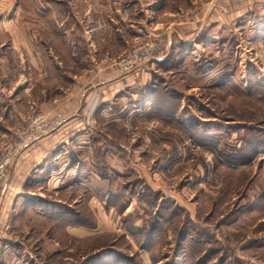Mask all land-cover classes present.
Wrapping results in <instances>:
<instances>
[{
  "label": "rangeland",
  "instance_id": "374dc122",
  "mask_svg": "<svg viewBox=\"0 0 264 264\" xmlns=\"http://www.w3.org/2000/svg\"><path fill=\"white\" fill-rule=\"evenodd\" d=\"M69 1L62 2L66 4V9H73V4ZM234 1L242 10L249 6L245 0ZM260 1L254 4L253 9H264V1ZM13 2L12 12L16 24L14 37L16 40L23 37L19 33L21 28L29 30L28 39L35 46V54L32 56L37 61L36 65L28 62L19 66L15 70L18 80L7 82V91L11 90L14 95L15 114L19 113L16 117H21L15 127L40 111L51 116L62 113L60 124L49 133L41 135L47 136L60 131L75 109L80 104H85L84 117L79 119L82 129L78 133L87 135L82 137L89 142L82 144L88 147L77 146L73 153L72 161L80 159L77 163L80 162L79 165L84 170L81 176L78 174L68 178L64 175L58 185H55L56 181L52 185H44L42 182L43 186L34 188L33 196L23 198L11 209L7 226L0 236H4L1 243L3 246L8 244L6 248L13 256L0 255V264H88L86 260L103 251V246L115 242H119L122 247L131 244L132 237L127 239L121 231V225L117 226L116 223L114 229L100 237L98 222L102 217L101 210L95 207L96 215L84 196L89 191L87 197L93 195L91 197L101 204L102 194L107 187L98 176L90 172L91 169L102 168L104 165V162L100 163L106 152L99 144L102 135L109 136V152L114 147L112 149L115 150L111 152L120 153L119 146L122 145V155L126 158L134 162L136 157H141V167L146 172L145 175L141 173L135 177L142 181L138 187L139 194H136L138 201H165L172 208L168 213L176 209L182 213L177 221L179 224L174 226V231L172 229L173 239L170 242H173V246H170L172 244L169 241L166 242L163 245L166 250L173 252L176 249L177 232L187 224L191 240L195 243L204 241L197 248L202 246L204 250L208 249V253L210 250H220L213 253L207 264H264V149H261L264 148L261 142L264 134L259 133V128H264V64L261 61L264 57V44L259 41L252 43L249 37L253 38L256 33L250 29L251 32L248 33L246 29L251 25L250 21L261 22L264 17L255 14L240 17L238 20L243 21L238 24L236 34L224 35L216 47L208 44L209 47H199L197 50L172 51L163 46L161 48L153 33L142 32L135 45L117 56L113 63L116 66L114 71L122 75L134 73L140 67L147 68L155 56L166 55L165 61L154 67L155 73L152 71V75L148 74V78L143 79L150 83L142 87L144 92L140 95L145 94L148 86L163 89V94L154 99L152 108L149 109L150 114L130 117L128 105L124 109L127 116L122 115L116 119V112L113 113L117 111L115 104L109 103V98L97 88L105 68L96 63L92 56L99 54V51L101 53V50L91 49L87 37L79 29L75 38L77 47H71L69 43L74 38L69 33V26L66 24L61 27L62 33L58 34L52 24L54 15L51 11L46 12L42 20L45 8L53 10L54 0ZM221 2L224 4L222 8L229 7L228 0ZM212 3L215 4L214 0H168L166 7L184 13L196 11L200 15L204 9L212 7ZM0 10H3L1 4ZM7 10L10 11L8 7ZM24 18L29 23L24 22ZM61 18H64V13ZM212 25L201 27L203 33L206 32L202 36L208 30L212 31ZM104 35L102 32L99 37ZM149 36L157 44L152 57L129 70L121 71L119 61L136 45L145 43ZM91 38L96 39V35ZM250 58L260 65L251 64ZM86 75L93 76L86 81H78L80 76ZM229 79L236 80V85L231 87L238 91L236 96L230 94L227 83ZM77 81L82 92L91 88L92 103L91 100L85 103L84 99L74 107L69 108L61 103L57 106L54 101L64 100L78 84ZM153 81H156L158 87ZM165 88L184 94V99L171 98L165 94ZM137 100L129 101L135 103L132 105L134 110L140 108ZM181 120L188 122L187 128H180ZM84 122L86 124L83 125ZM241 124L255 128L252 136L249 135V130L237 127ZM13 129L7 134L8 137L13 134ZM74 129L75 127L68 128L69 134L65 130L59 140L71 136ZM1 136L0 134V139ZM245 138H252L251 147L244 142ZM66 141L56 151L65 153L67 158L64 157L68 161L69 154L73 151H69L70 143ZM67 166L64 172H67ZM132 167V164L130 167L126 165L128 169ZM149 169L154 173L151 174ZM99 172L103 173L100 169ZM145 176L148 182H145ZM80 178V185L73 189L71 185L75 181L78 183ZM147 184H151L155 192L146 188ZM142 191L146 193L142 194ZM141 195L145 198H141ZM117 196L120 197L117 200L119 205L127 198L125 194ZM131 198L132 194L129 195V199ZM69 205L71 210L81 211L86 218V215L93 212L94 225L97 227L89 231L92 234L86 237L79 233L77 236L70 234L68 219L72 217L66 210ZM152 210L148 212L152 213ZM193 242L186 245L189 254L194 252ZM198 256L196 252L193 260L201 259ZM190 260L193 262L192 258Z\"/></svg>",
  "mask_w": 264,
  "mask_h": 264
},
{
  "label": "crops",
  "instance_id": "0c3cea01",
  "mask_svg": "<svg viewBox=\"0 0 264 264\" xmlns=\"http://www.w3.org/2000/svg\"><path fill=\"white\" fill-rule=\"evenodd\" d=\"M6 1H8V3H5ZM62 1L63 0H54L53 10L45 8L42 20H44L43 17L45 18V13L51 11L54 15L52 24L56 28L58 34L61 32V27L66 24L69 26V33H72V37L74 38L73 41L71 40L69 43L71 47H77L75 38L78 34L77 29H79V32L84 33L87 37L89 45L92 47L91 49L94 48V51L98 49L101 50V53L99 51V54H96L97 57L95 55L92 56V59H95L94 61H96V63L105 68L103 75L98 81L97 88L99 92L105 94L109 98V103L115 104L117 111H113V113L116 112V119H118L117 117L122 113L127 116L126 114L128 113L124 112V109L128 105L130 107L128 109V115L130 117L150 114L149 109L152 108L154 99L163 94V90H159L158 88L155 89L154 87L150 88V86H148L145 94L140 95L144 92L142 87L150 83L148 80L144 82L143 79H147L148 74H151L152 71L155 73L154 67L158 64L160 66L162 64L161 62L165 61L164 57L166 55L155 56L147 68L140 67L135 70L136 72L134 73L122 75L114 71L116 66L113 65V63L117 56L135 45V42L140 39L142 32L153 33L161 48L163 46L172 51L197 50L199 47L203 49L204 47H209L208 44H210V46L213 44V47H216V44L219 45L224 35L236 34L238 24L243 21L242 19L238 20L240 17L244 16L246 18L247 14L250 16L255 14V16L264 17V9H253L254 4L257 1L261 2L260 0H245L249 5L246 7V10H242L241 7H238L234 0H228L229 7H223L225 9L222 8L224 4H222L221 0H214L215 4L213 5L212 3V7L206 10L204 9L200 15L196 13V11H188L186 13L181 10L174 11L166 7L168 0H85V2H83V0H70L69 2L73 4L74 8L61 10L60 6ZM231 1L233 4H231ZM0 4L3 7V10H0V12H2L0 14V134L4 135L10 133L20 121L19 118H21L20 116L16 117L19 113H17V115L15 114L16 110H14V105H16V103L13 100L14 95L11 93L12 91H7V82L18 80L15 70L19 68V66L26 65L28 62L32 65H36L37 61L34 56H32L35 54V46L32 43L30 44L28 39L29 30L26 27L25 30L21 28L19 33L23 37L20 39L18 38L19 40H16L14 37L16 24L14 23L15 15L14 12H12L14 11V9H12L14 5L13 0H0ZM7 7L10 11L7 10ZM62 13H64V18H61ZM23 21L29 23L27 18H24ZM260 21L261 22L258 21L257 23L250 21L251 25L246 27L248 33L251 32L250 30L256 33L253 38L249 37L252 43L259 41L264 44V19ZM246 22L248 21L246 20ZM211 24H213L212 26L214 27L212 31L209 32L208 30L207 34L202 36L203 31L201 27H208ZM26 29L28 31H26ZM102 32L105 33V35L99 37V34ZM94 34L96 35V39L91 38ZM252 43L250 44L252 45ZM259 45L261 44L259 43ZM3 48L4 51L2 50ZM32 49L33 51H30ZM114 49H117V51H114ZM261 59L264 64V57ZM249 60L252 61L251 64L260 65L259 62L252 60V58ZM90 62L93 63L92 60ZM111 66L113 68H111ZM230 75L231 73L229 76ZM92 76H80L78 81H86L92 78ZM235 81L236 80L229 79V89L230 94L236 96V91H234V93L231 92V85L235 86ZM79 82L64 100L60 99L54 101L57 106L61 103L62 105L66 104L69 108L74 107V105L84 99L86 101L85 103H88L90 100L92 103L93 91L88 87L86 88L87 90L82 92ZM152 83L154 85L156 84L158 87L156 81ZM169 92H171L172 97H177L178 100L184 99V94H179L172 88L167 90L165 88V94L170 95ZM138 98L140 99L137 100ZM132 100H137V105L140 106L138 110L132 109V105L135 104L134 102L129 103V101ZM51 105L55 106V104ZM84 105L80 104V107L75 109L67 119L68 121L65 123V126L59 129L60 131H55L47 136L39 137L36 142L24 150L8 168L6 178L0 182V233L5 229V226H7L11 209H14L23 198L33 196L35 193L34 188L43 186L41 185L42 182H44L42 183L44 185H52V183L56 181L55 185H58L60 182L59 180H61L64 175L68 176V178L72 176L76 177L78 174L81 176V172L84 170H82L81 165H79L81 163H77L80 159L77 161H72V159L77 146L80 148L88 147L82 145L83 143L89 142L87 141L88 139L84 140L82 137L87 135L78 133L82 129L79 119L81 118L80 120H82V117H84ZM181 107L183 108L184 106ZM181 107L178 108L179 111ZM181 121L184 127L187 128L188 122H184V120ZM84 124L86 123L84 122L83 125ZM183 124L180 128H184ZM67 127H75L73 133L71 136L68 135L67 138L59 140L60 136L64 135L65 130H67L69 134ZM105 138L107 141H105ZM66 140L70 143L68 148L69 151H73L70 152L68 161H66L67 157L65 153L62 154L60 150L56 151L59 145L67 143ZM108 140L109 136L105 137L102 135V139L99 143L102 149L106 150L102 155L104 165L102 168L98 167L90 170L93 175L98 176L100 178L99 180L107 186L102 194L103 197H101L102 203L98 204V201L91 197L93 195L87 197L89 191H87L84 196L89 201L90 207L94 209L95 214V207H99L101 210L102 217L101 219L98 218L100 228V232H98L100 233V237L105 236L109 230L114 229L116 223L117 226L118 224L121 225V231L123 234L125 233L124 235L126 238L131 239L132 237V240L131 244L127 247H122L119 242L103 246L105 248L102 249L103 251L101 252L108 253L107 251L111 249V254H114L117 258H109V255L105 256L103 253L99 264H188L189 251L186 245L178 243L173 252L163 247V245L168 241L170 242L173 237L171 234L173 233L172 230L168 229L162 233H158V230L155 229L151 230L148 228V230H146L150 222L157 215V211L161 207L162 202L148 201L147 199L138 201L136 198V194H139L138 187L141 186V179L135 177L141 173L145 175L146 172L145 168L141 167V157H136L134 162L130 158H126L122 155L124 151L122 145L119 146V150H121L120 153L111 152L115 150L112 149L114 147H112L109 152L108 150L110 147ZM66 164H68V166ZM130 164H132L133 167L129 169L126 168V165L130 167ZM143 164L146 165L144 161ZM65 166H67V172H64L66 171L64 170ZM146 167L148 166L146 165ZM99 169L102 170L103 173L99 172ZM150 172L151 174L154 173L153 170ZM141 176L142 175H140V177ZM151 178L153 180L152 175ZM147 180L148 178L145 179V182ZM81 181V178L78 179V183L75 181L74 185H71L74 187L73 189H77ZM145 187L153 189L154 191L151 184H147ZM81 188L84 187L82 186ZM141 193L144 194L146 191H142ZM117 194L127 195L125 202L121 205L117 202L120 198ZM130 194H132L131 199H129ZM141 198H145L144 195H141ZM69 208L72 209L71 205H69ZM150 209H153L152 213L148 212ZM115 213L118 215L116 216ZM96 227L97 225L87 227L70 224L68 231H70V234H74V236L81 234L86 237V235L92 234L89 231L96 229ZM2 239H4V236L1 235L0 255L5 254L8 257H12L13 254H10V251L6 248L8 244L3 246L1 243ZM162 239L165 241L162 247L160 243L156 244L152 249L145 247L151 240L160 242ZM170 244H172L170 246H173L172 241ZM141 245H143L144 248H142ZM97 258L96 254L92 255L86 262L95 261Z\"/></svg>",
  "mask_w": 264,
  "mask_h": 264
},
{
  "label": "built area",
  "instance_id": "2783aa9c",
  "mask_svg": "<svg viewBox=\"0 0 264 264\" xmlns=\"http://www.w3.org/2000/svg\"><path fill=\"white\" fill-rule=\"evenodd\" d=\"M157 48V44L149 36L145 43L136 45L127 56L123 57L118 65L121 71L129 70L134 65L150 59ZM63 114L51 116L40 111L29 120L20 122L14 129L11 137L7 134L0 139V182L6 177L8 167L28 147L33 145L41 135L55 129L62 120Z\"/></svg>",
  "mask_w": 264,
  "mask_h": 264
},
{
  "label": "trees",
  "instance_id": "16d2710c",
  "mask_svg": "<svg viewBox=\"0 0 264 264\" xmlns=\"http://www.w3.org/2000/svg\"><path fill=\"white\" fill-rule=\"evenodd\" d=\"M66 4L65 3H61V10H65L66 9ZM68 9V8H67ZM171 60V59H170ZM228 83V87L229 86V81H227ZM233 86V85H231ZM234 91H236V89L233 87L232 88ZM163 90V89H162ZM230 90V89H229ZM232 90V91H233ZM231 91V92H232ZM176 92V91H175ZM237 92L236 91V95H237ZM170 93V97L171 98H174L171 96V92ZM234 93V92H232ZM167 95V94H166ZM177 98V97H176ZM123 114H121L119 117L117 118H121ZM176 116V115H175ZM176 119V118H175ZM113 121V120H112ZM166 121V120H165ZM169 122H172V121H169ZM180 125H182L183 123L179 122ZM194 125V124H193ZM183 127H184V124H183ZM241 129H244V130H249V135L252 136V133H253V130H255V128H253L252 126L250 125H246V124H241L239 126H237ZM259 133L260 134H264V128H259ZM245 137H247V134H245ZM250 139V140H249ZM249 139H246L245 138V141L244 142H247L248 146H252V143L250 142L252 138H249ZM262 144L264 145V140H261ZM204 143V142H202ZM261 149H264V148H261ZM237 154V153H235ZM104 160L103 158L101 157V160H100V163H102ZM142 182V181H141ZM140 182V183H141ZM30 197V196H28ZM167 202H162V205L161 207L159 208V210L157 211V215L155 216V218L150 222V225L149 227L146 228V230L149 229H155V230H158V233H162L168 229H173V231L175 230L174 226L179 224L177 221L180 219L179 216L182 214L179 210L176 209V211L172 210L171 213H168V211H171V207L168 206L166 204ZM68 211V215L70 217H72L71 219H68L69 220V223L70 224H74L76 226H87V227H92L94 226L95 222L93 221L94 220V216H93V212L91 211V214L90 215H86V217H84V213L82 214L81 211H78V212H75L74 210H71L70 208L66 209ZM82 217V219H80V217ZM86 220V221H85ZM178 243H182L184 245H187L188 243L190 242H193L191 239H192V235H191V231L189 228H187V224H185L184 226H182L179 230H178ZM105 239V238H103ZM150 243V244H149ZM160 243V246L162 247V245L165 243L164 239L160 240L159 241H154V240H151L150 242H148L146 244V248L148 247L149 249H152L156 244ZM194 245L192 246V248L194 249V252H190V254L188 255L189 256V261H188V264H207L208 260L210 259V257L213 255V253H218L220 252V250H210L209 253L207 252V250H204V248H202V246H200L201 248H197L199 247V245H202L204 243V241H197L196 243L193 242ZM112 245V244H111ZM150 245V246H149ZM188 246V245H187ZM142 248H144L143 245H141ZM108 253L106 252H99L97 255V260L95 261H92V262H89V264H99L100 260H101V257L104 253L105 256L109 255V258H112V259H116L117 256H115L114 254H111V249L109 251H107ZM196 252L199 254V258L201 257V259L198 260V258H194L193 260V257L196 256ZM207 253V254H206ZM205 256V257H204ZM190 258H192L193 262L190 260ZM198 260V261H197Z\"/></svg>",
  "mask_w": 264,
  "mask_h": 264
}]
</instances>
